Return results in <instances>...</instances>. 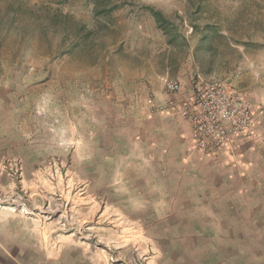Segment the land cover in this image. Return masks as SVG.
Masks as SVG:
<instances>
[{
  "label": "rangeland",
  "instance_id": "374dc122",
  "mask_svg": "<svg viewBox=\"0 0 264 264\" xmlns=\"http://www.w3.org/2000/svg\"><path fill=\"white\" fill-rule=\"evenodd\" d=\"M50 1L22 3H45L93 27L88 0ZM127 1L103 19L109 27L94 47L74 56H57L55 41L45 49L16 30L0 34V264H264V146L262 177L254 169L231 195L238 208L211 211L225 224L204 228L220 240L172 224L192 214L176 195L151 209L156 194L146 171L134 168L138 140L153 145L149 139L180 123L190 133L187 115L174 108L181 95L165 79L193 99L210 84L239 91L263 129L254 124L237 139H264V0H201L199 15L190 12L199 0ZM146 6L180 26L188 49L166 46ZM191 22L227 35L215 57L194 58ZM164 94H176L173 108L158 104Z\"/></svg>",
  "mask_w": 264,
  "mask_h": 264
},
{
  "label": "crops",
  "instance_id": "0c3cea01",
  "mask_svg": "<svg viewBox=\"0 0 264 264\" xmlns=\"http://www.w3.org/2000/svg\"><path fill=\"white\" fill-rule=\"evenodd\" d=\"M176 94H178L177 96L181 95V98L176 97L180 103L174 108L182 116H186L185 111H187L186 109L191 110L190 103L193 106L194 99L184 94L183 91ZM176 94H164L157 99V102L159 105H169V102H175L174 95ZM263 98L258 100V104L264 103ZM171 105L169 107L173 108ZM259 129V125H256L255 132H259ZM262 129L263 127L260 132ZM160 130L163 132L165 129L160 128ZM170 134H173L172 138H161L170 137ZM189 134L191 136L187 124L180 123L176 125L173 133L163 132L159 134L158 139H149V143H153V145H148L142 139L138 140L136 143L139 147L136 154L134 153V161L138 164L134 168H142L146 171L142 176L148 179L147 183L152 187L150 194H156V197L153 198V205H150L151 209L163 210L167 208L168 203L174 202V199H168L176 195V202L178 203L177 200H179L182 203L180 208L184 211H191L192 214L190 218L188 215L180 214L179 216L178 214L175 216L177 220L172 224L178 227L185 225L192 228L199 227L194 230L196 234L199 235L201 232L206 235H214L213 239L220 240L218 234L206 230L204 227L216 224L224 225V219L218 222V218L211 211L227 210L230 212L232 208L237 209L236 201L231 195L238 193L242 188L244 189V185L247 184V175L251 176L254 169L255 176L262 177L259 171H261L260 163L263 160V155L259 152L263 151L264 139L261 137L249 140L235 138L227 143L221 152L211 154L197 150ZM156 142L158 144L155 146ZM252 147H256V150H253ZM153 152L154 155L149 157L148 153L153 154ZM258 158L259 163H257ZM157 223L164 224L162 221ZM188 240H196V237L191 236Z\"/></svg>",
  "mask_w": 264,
  "mask_h": 264
},
{
  "label": "trees",
  "instance_id": "16d2710c",
  "mask_svg": "<svg viewBox=\"0 0 264 264\" xmlns=\"http://www.w3.org/2000/svg\"><path fill=\"white\" fill-rule=\"evenodd\" d=\"M67 0H52L51 4L63 5ZM91 5V15L94 25L89 28L72 15L53 9L50 5L42 3L39 7L29 8L22 0H0V34L2 31L10 32L16 30L23 36H29L36 40L37 45L42 48H51L55 41V53L57 56L84 53L87 48L92 49L102 30H108V24L103 19L107 18L126 4L127 0H88ZM201 0L191 4V15H199L201 11ZM154 21L155 28L161 32L167 47L174 51L188 49V40L181 33L180 26L160 9L146 6L143 9ZM192 32L198 33V43L193 56L197 59L199 55L215 57V43L228 40L227 35L220 31L215 25L206 23L197 25L190 23ZM236 45L246 46L248 43L240 41ZM170 64L176 63L174 55H170Z\"/></svg>",
  "mask_w": 264,
  "mask_h": 264
},
{
  "label": "built area",
  "instance_id": "2783aa9c",
  "mask_svg": "<svg viewBox=\"0 0 264 264\" xmlns=\"http://www.w3.org/2000/svg\"><path fill=\"white\" fill-rule=\"evenodd\" d=\"M170 93L180 85L164 80ZM191 139L197 150L217 154L231 140L252 132L255 124L251 103L239 91L210 84L197 90L194 104L187 113Z\"/></svg>",
  "mask_w": 264,
  "mask_h": 264
}]
</instances>
